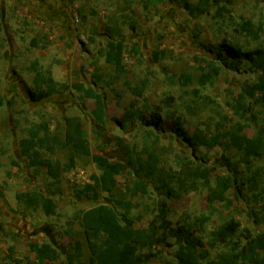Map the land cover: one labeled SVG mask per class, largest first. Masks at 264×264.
I'll return each mask as SVG.
<instances>
[{
    "label": "rangeland",
    "instance_id": "1",
    "mask_svg": "<svg viewBox=\"0 0 264 264\" xmlns=\"http://www.w3.org/2000/svg\"><path fill=\"white\" fill-rule=\"evenodd\" d=\"M191 1L195 4L200 2ZM231 1L233 13L224 19L214 18V5L210 6L209 15L191 17L176 0H163L161 3L152 0H75L70 5L69 28L75 31L76 36L72 44L67 43L68 55L60 58V61L65 63L69 59L75 63L77 71L73 76L91 85L89 69L94 64L108 78L116 75L117 64L123 65L129 73L123 75L114 87L124 94L122 104H117L110 89L104 90L108 105L105 129L91 116L93 102L83 100L72 92L40 104L30 100L27 87L33 86L34 79L30 70L34 61V47L31 44L34 35L28 31L21 32L23 50L12 64L5 59L6 53H10L9 45L2 44L6 48V53L0 50V95L5 99V106L0 107L2 264H28V260L35 261V248L43 243L54 244L61 253L60 261L47 264H69L68 256L74 252V241L65 232L73 228L77 240L85 242L84 230L73 218L77 211L96 206L113 207L121 219L141 217L136 227L144 229L150 228L161 212L173 226L192 223L197 217L208 216L210 221L205 231L196 235L202 237L212 257L243 241L237 238L229 244L210 247L211 233L231 220L240 222L243 228H248L254 235L264 232V197L260 203H255L256 194L251 193L248 187L242 189V197H238L235 189H231L226 196L233 204L228 207L226 203L211 204L210 190L202 181H192L189 194L168 201L157 190L155 183L150 181L147 195L135 192L127 194L126 200L133 204L132 210L127 211L112 205L110 199L112 194L133 187L135 176L128 167L127 172L116 177L110 192H101L92 182V176L99 174L97 167L88 158H78L74 149L58 150L53 155L43 153L44 158L60 163L64 168L71 166L74 160V167L63 172L59 182L50 179L46 169L31 168L20 154L19 143L28 136L34 124L46 121L54 134L63 135L66 122L70 121L74 128H82L87 132L93 154L127 164V148L141 152L153 147L160 157V168L164 174L179 171L183 161L206 166L212 171L210 180L213 188H216L222 177L230 175L225 159L247 174L264 170L262 149L257 148L259 155L249 160L241 150H226L212 142V139H221L223 134L239 126L243 127L248 137L264 136V101L259 95L247 100L249 111L243 117L233 109L244 86L258 81L264 73L261 68L238 64L234 69L224 68L221 76L213 81L209 73L201 70L209 62L215 61V48L224 40L238 44L245 50H254L264 44V0ZM244 21L253 23L261 40L255 41L242 31ZM106 25L112 27L113 33L109 34L117 44L111 62L107 60L112 49L109 45L111 40H106ZM42 39L43 46L51 41L47 34ZM135 43L139 45L136 53L133 51ZM47 64L46 59L43 68ZM146 77L150 78L145 93L148 106L151 109L160 106L167 124L181 119L185 129L196 141L195 148H190L168 130L157 132L140 124L126 130L120 128L118 121L132 107L144 113V100L135 98L131 89ZM98 131H102L101 138L97 135ZM78 169L87 170L91 177L90 183L72 185L71 177ZM261 189L264 191V186ZM7 192H38L52 197L58 206L57 214L51 215L45 205L36 211L22 205L12 208L6 198ZM165 201L168 209L162 207ZM254 211L259 212L261 222L250 217ZM168 243V246L155 250L158 256L151 264H166L167 261L175 260L180 244L175 240H169ZM13 246L15 249L12 253L10 249ZM87 256L88 249L85 248ZM258 263L264 264L263 254Z\"/></svg>",
    "mask_w": 264,
    "mask_h": 264
},
{
    "label": "trees",
    "instance_id": "2",
    "mask_svg": "<svg viewBox=\"0 0 264 264\" xmlns=\"http://www.w3.org/2000/svg\"><path fill=\"white\" fill-rule=\"evenodd\" d=\"M161 3L162 0H152ZM178 4L188 12L191 17L204 16L210 14V6H215L214 18L224 19L232 14L233 2L231 0H200L195 4L191 0H176ZM242 31L255 41L261 40V35L254 28L251 21H244L241 25ZM110 38V48L108 62L112 61V55L116 51L117 44ZM134 53L138 51L135 45ZM215 61L209 62L207 67L201 68L204 73H209L210 79H218L224 68L234 69L235 65H255L264 72V44L254 50H245L238 44H233L228 40L215 48ZM30 70L34 74L33 86L27 87L30 99L35 103H40L50 99L55 95H61L69 87L67 84L57 82L50 70L44 71L38 61L31 64ZM116 77L106 80L104 76L96 71L93 74L95 87L110 89L117 101L123 102L124 94L115 90L113 86L118 78L127 73L121 64L116 65ZM150 84V78L141 79L132 89L135 98L144 100V113L132 107L118 125L122 130L128 129L131 125L140 124L144 128L157 132L170 131L176 135L190 148L197 146L194 137L185 129V123L181 119L174 120L167 124L162 116V108L157 106L151 109L148 106V99L145 97L146 90ZM72 90L82 95V99H89L94 102L92 117L97 124L105 129L107 116V102L104 94L98 92L93 87H86L83 83H74ZM231 96L232 93L230 92ZM260 96L264 101V73L260 75L258 81L250 85H245L242 92L236 98V105L233 109L237 115L244 116L249 111L247 100ZM4 106V99L0 96V107ZM99 138L102 131H98ZM212 142L224 149L241 150L247 159H253L259 155L257 148L264 151V136L248 137L243 132V127L239 126L223 134L221 139H212ZM20 153L28 161L31 168L46 169L47 175L54 182H59L63 172L74 167V160L71 166L62 167L60 163L44 158L43 153L55 154L58 150H76L78 158H88L97 167L99 174L92 176V182L101 192H110L117 176L127 172V167L135 176L133 187H126L125 192L112 194L110 202L117 208L130 211L133 204L126 200L127 194L131 192L147 195L150 190L149 182L155 183L166 200L178 199L189 194L192 181H202L204 186L210 190L209 201L226 203L232 206V201L227 198V193L235 189L238 197L243 196L242 189L248 187L254 196L255 203H260L264 197V170H254L247 174L239 171L228 159L225 164L229 169V177H222L216 188L211 186L212 171L206 166L193 165L185 161L181 163L180 170L174 174H164L160 168V157L156 153V148L150 147L141 152L127 148L128 163L111 161L101 155H94L91 150L87 133L83 129L74 128L70 121L66 122L63 135L54 134L50 129V124L42 121L34 124L28 132V136L20 143ZM258 194V195H257ZM20 205L26 209L36 211L41 205L50 209L53 216L57 214V204L52 197L41 193H18L16 195ZM167 201L162 203V207L168 209ZM263 209V207H262ZM257 222L262 220L259 212L254 211L250 216ZM74 221L78 222L84 230L85 242L77 240V234L70 228L65 234L74 241V252L68 256L69 264H151L157 258L155 252L157 248L168 246L169 240H175L180 244L175 253V260L167 261L166 264H259L258 259L264 256V232L254 235L248 228H243L241 223L231 220L211 233L209 245L215 248L217 245H226L234 242L235 239H243L236 243L230 250L218 253L215 257L210 255L206 249L202 237L196 233H203L210 217H197L192 223L173 224L165 217L163 212L159 213L150 228H137L136 222L141 221V217L136 219H121L113 207L108 205L96 206L89 210L77 211ZM161 224L158 227V224ZM71 225V223H70ZM85 248L88 249V256L85 257ZM14 246L10 251L14 252ZM35 261L28 260V264L56 263L61 259V253L50 243H43L35 248ZM12 259V257H9ZM3 261V254L0 250V264Z\"/></svg>",
    "mask_w": 264,
    "mask_h": 264
},
{
    "label": "crops",
    "instance_id": "3",
    "mask_svg": "<svg viewBox=\"0 0 264 264\" xmlns=\"http://www.w3.org/2000/svg\"><path fill=\"white\" fill-rule=\"evenodd\" d=\"M74 1L75 0H0V50L1 52L6 53V50H5L6 48L2 47L3 43L9 45L10 53L9 54L6 53L5 59L6 61L9 62V64H12L13 62L17 60L19 53L23 50L22 49L23 45H21L22 44L21 32L28 31V33H31L30 35H34V37L32 38V42H31L32 46L34 47V50H33L34 61H38L40 67L44 71L50 70L52 72L53 78L57 82L67 84L69 87V89L63 94L55 95L51 97L50 99L57 98L59 96L65 95L70 92L74 93L75 95L79 96V98L82 99L81 94L72 90L71 85L74 83H83L86 87H93L98 92L104 94V90L108 88L95 87L94 80H93V74H95L96 71H98L99 74L104 76L106 80L115 78L117 75L116 73L114 77L108 78L106 77V75H104L101 72L100 67L94 64L92 65V68L90 67L89 69L91 71L90 80H92V84L87 85L83 81L77 80L73 76L77 71V67L72 60L67 59L65 63L60 61L62 60L60 58H64L65 56L67 57L68 55L67 43L69 42L70 44H72L75 41V36H76L75 31H72V29L69 28L70 15L68 16L69 11L71 10L70 5L74 3ZM130 1L131 0H127V2H130ZM105 29L108 30L106 31L107 34L105 35H106V40L109 41L110 40L109 36L112 35L113 29L111 26H107V25ZM46 34H47V38H49L52 42L48 41L43 46L42 38H44ZM135 45H138V44L135 43L133 45V50L135 48ZM138 48H139V45H138ZM46 59L48 61V64L47 66L43 68L44 66L43 61ZM115 71H116V67H115ZM125 74H129V73L127 72ZM123 75H121L118 78V80H116V83L113 86V88L116 86L119 79L123 77ZM48 100H45V101H48ZM83 100H86V99H83ZM89 101L93 102L92 100H89ZM43 102H40V103H43ZM33 103L40 104V103H35V102ZM4 106H5V99H4ZM91 116H92V111H91ZM94 155H99V154H94ZM101 156H104V155H101ZM6 194H7L6 198L11 203L12 208H16L18 205H20L16 198V195L18 193L10 194V192H7ZM52 245L59 251V249L54 244Z\"/></svg>",
    "mask_w": 264,
    "mask_h": 264
},
{
    "label": "built area",
    "instance_id": "4",
    "mask_svg": "<svg viewBox=\"0 0 264 264\" xmlns=\"http://www.w3.org/2000/svg\"><path fill=\"white\" fill-rule=\"evenodd\" d=\"M90 181L91 177L85 169H78L71 177V183L73 186L84 185L90 183Z\"/></svg>",
    "mask_w": 264,
    "mask_h": 264
}]
</instances>
